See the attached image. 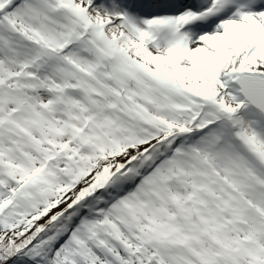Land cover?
<instances>
[{
  "label": "snow or ice",
  "instance_id": "6c2138e0",
  "mask_svg": "<svg viewBox=\"0 0 264 264\" xmlns=\"http://www.w3.org/2000/svg\"><path fill=\"white\" fill-rule=\"evenodd\" d=\"M0 264H264V0H0Z\"/></svg>",
  "mask_w": 264,
  "mask_h": 264
}]
</instances>
